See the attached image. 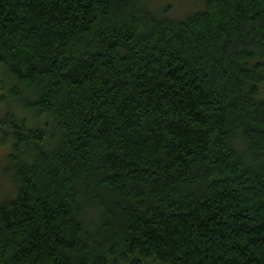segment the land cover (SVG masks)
<instances>
[{
    "label": "trees",
    "instance_id": "trees-1",
    "mask_svg": "<svg viewBox=\"0 0 264 264\" xmlns=\"http://www.w3.org/2000/svg\"><path fill=\"white\" fill-rule=\"evenodd\" d=\"M155 1L0 0V264H264V0Z\"/></svg>",
    "mask_w": 264,
    "mask_h": 264
},
{
    "label": "rangeland",
    "instance_id": "rangeland-1",
    "mask_svg": "<svg viewBox=\"0 0 264 264\" xmlns=\"http://www.w3.org/2000/svg\"><path fill=\"white\" fill-rule=\"evenodd\" d=\"M155 2H158L160 7L165 5L166 3L171 4L173 6L172 9L174 10L175 15L177 16H180L186 13V11H188L189 9H191L190 5L183 4L179 0H171V3L170 0H156ZM4 159L5 148H2L0 146V200L7 196L11 197L12 195H14V188L12 187L11 183H9L7 179H5L2 175V167L5 161Z\"/></svg>",
    "mask_w": 264,
    "mask_h": 264
}]
</instances>
